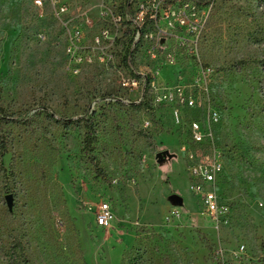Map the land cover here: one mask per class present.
<instances>
[{
    "label": "rangeland",
    "instance_id": "rangeland-1",
    "mask_svg": "<svg viewBox=\"0 0 264 264\" xmlns=\"http://www.w3.org/2000/svg\"><path fill=\"white\" fill-rule=\"evenodd\" d=\"M163 1L0 0V264H264V0Z\"/></svg>",
    "mask_w": 264,
    "mask_h": 264
},
{
    "label": "built area",
    "instance_id": "built-area-1",
    "mask_svg": "<svg viewBox=\"0 0 264 264\" xmlns=\"http://www.w3.org/2000/svg\"><path fill=\"white\" fill-rule=\"evenodd\" d=\"M133 1V0H131ZM131 1L129 0L128 6H131ZM146 2H151L152 0H145ZM176 0H164L163 2L166 4H173ZM210 4L209 2L205 3L204 5ZM188 6V5H186ZM67 8L62 7L61 11L65 12ZM158 12L156 13V15ZM194 132L195 139L197 141H201L205 136L201 132L200 126L198 124H193L192 128ZM221 172L220 164L210 162L209 164H200L198 168H190V173L193 179L196 181L194 186L195 192H201V200L203 202L204 208L207 213L211 214L215 220L218 222L221 218H225L228 208L227 206L221 202L219 196L216 194L215 191L210 187L208 190L202 191V186L198 185L199 180L205 182L207 185L212 186L215 183L217 175ZM99 209V213L96 216V222L101 227L109 226L113 219L112 212L110 207L107 203L101 204ZM237 255L239 258H245L247 256V250L245 248V244L238 247Z\"/></svg>",
    "mask_w": 264,
    "mask_h": 264
},
{
    "label": "water",
    "instance_id": "water-1",
    "mask_svg": "<svg viewBox=\"0 0 264 264\" xmlns=\"http://www.w3.org/2000/svg\"><path fill=\"white\" fill-rule=\"evenodd\" d=\"M169 157H170V155H169V153H168L167 151H164V152L158 153V154H157V162H158L159 164H162V163H164V162L167 160V158H169ZM173 200H174L175 202H179V203H180V201H181L180 198H176V197H174ZM7 201L9 202V203H8V206L11 208V206H12V196H11V195L7 196Z\"/></svg>",
    "mask_w": 264,
    "mask_h": 264
},
{
    "label": "trees",
    "instance_id": "trees-1",
    "mask_svg": "<svg viewBox=\"0 0 264 264\" xmlns=\"http://www.w3.org/2000/svg\"><path fill=\"white\" fill-rule=\"evenodd\" d=\"M87 142L88 143H86V146H87V148H90L91 147V144H92V140L91 139H88Z\"/></svg>",
    "mask_w": 264,
    "mask_h": 264
}]
</instances>
